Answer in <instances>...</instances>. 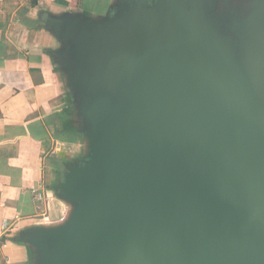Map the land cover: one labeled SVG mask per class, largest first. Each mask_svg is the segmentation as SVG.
Wrapping results in <instances>:
<instances>
[{"label":"water","instance_id":"95a60500","mask_svg":"<svg viewBox=\"0 0 264 264\" xmlns=\"http://www.w3.org/2000/svg\"><path fill=\"white\" fill-rule=\"evenodd\" d=\"M41 21L83 151L63 218L18 233L32 264H264V0Z\"/></svg>","mask_w":264,"mask_h":264},{"label":"crops","instance_id":"0c3cea01","mask_svg":"<svg viewBox=\"0 0 264 264\" xmlns=\"http://www.w3.org/2000/svg\"><path fill=\"white\" fill-rule=\"evenodd\" d=\"M119 1L0 0V230L5 222L20 224L16 233L2 235L0 264H32V249L18 241V233L38 225L42 216L49 215L52 223L63 218L65 204L52 193L64 161L80 158L83 151L54 58L61 44L41 15L97 18ZM35 191L46 201L39 202Z\"/></svg>","mask_w":264,"mask_h":264},{"label":"built area","instance_id":"2783aa9c","mask_svg":"<svg viewBox=\"0 0 264 264\" xmlns=\"http://www.w3.org/2000/svg\"><path fill=\"white\" fill-rule=\"evenodd\" d=\"M34 193H35V196H37V199L39 202H45L46 201V197L42 191H35ZM12 228H13V225H10V224L5 222L3 224L1 230H0V240L2 238V235L9 232Z\"/></svg>","mask_w":264,"mask_h":264}]
</instances>
